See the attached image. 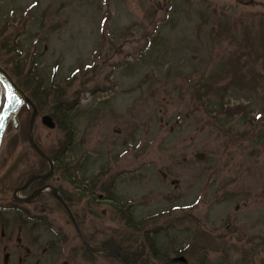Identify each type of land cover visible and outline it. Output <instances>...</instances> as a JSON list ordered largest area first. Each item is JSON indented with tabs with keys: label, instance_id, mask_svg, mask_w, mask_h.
Returning <instances> with one entry per match:
<instances>
[{
	"label": "rangeland",
	"instance_id": "obj_1",
	"mask_svg": "<svg viewBox=\"0 0 264 264\" xmlns=\"http://www.w3.org/2000/svg\"><path fill=\"white\" fill-rule=\"evenodd\" d=\"M0 63L40 106L34 136L60 153L92 246L133 264H264V0H0ZM30 114L0 153L19 182L40 160ZM23 209L49 225L20 223L15 264L29 233L59 263L128 264L88 251L48 195Z\"/></svg>",
	"mask_w": 264,
	"mask_h": 264
},
{
	"label": "flooded vegetation",
	"instance_id": "obj_2",
	"mask_svg": "<svg viewBox=\"0 0 264 264\" xmlns=\"http://www.w3.org/2000/svg\"><path fill=\"white\" fill-rule=\"evenodd\" d=\"M11 162H5L3 168L0 170V263L2 264H15V229L20 228V223H25L24 226L29 222H32V227L30 226L28 229L31 228H41L42 224H48L49 221L41 220V219H34L30 213L23 209L19 214L17 209V202L18 205L28 206L27 202L20 200V198L15 197V191L22 186L21 181H18V173H17V165L19 164L18 161H15V153L11 156ZM56 169L54 170V173ZM164 177L167 175L162 173ZM62 176L60 175L56 179V183L61 182ZM55 184V183H54ZM50 180H46L44 183L41 184H31L26 190L20 192L22 197L26 198L31 195L35 190L48 186L54 185ZM75 190L78 188L75 187ZM59 193L65 199V197H78L74 195V193L68 191L65 188H58ZM100 195H98L99 197ZM49 198L54 199L56 198L49 194ZM71 199V198H69ZM77 199H74L77 200ZM104 201L114 202V199L109 194L103 196ZM66 201V199H65ZM16 202V204H15ZM22 204H21V203ZM64 210V206H61ZM45 213L49 215L48 209H44ZM16 213V215H15ZM27 241L24 243L22 237H18V247H21L25 251L24 257H18V264H71L69 260L71 259H63L62 262H58L57 257L54 258L56 252H58V248L53 240H46L43 244L40 241V238L35 236L32 233L27 235ZM45 238H43L44 240ZM26 244V245H25ZM11 249V251H9ZM4 251V253H3Z\"/></svg>",
	"mask_w": 264,
	"mask_h": 264
},
{
	"label": "water",
	"instance_id": "obj_3",
	"mask_svg": "<svg viewBox=\"0 0 264 264\" xmlns=\"http://www.w3.org/2000/svg\"><path fill=\"white\" fill-rule=\"evenodd\" d=\"M0 82L4 86L3 92L6 95L5 109H4V112L0 118V144L2 141L3 134L5 132V129H6L7 123L10 120H15V123H17L16 117H17V114L19 113L21 107L23 106V104L29 103V104L33 105V108H34V113L32 115V121H31V126H30L29 140H30V143L32 144V146L35 147L42 155L45 156L43 151L36 144L34 137H33V134H32L33 122H34L35 116L37 114V109H36L35 105L24 94V92L17 87V85L13 82L11 77L8 75V73L3 68H1V66H0ZM45 121L47 122V118L45 119ZM41 177H43V176H40V178ZM34 178H39V177H34ZM31 180H33V179H31ZM91 249H93V248H91ZM108 249L116 251L128 264H131L129 262V260L127 259L126 255L116 247L109 246V247H105V248H101V249H93V250L94 251H101V250L103 251V250H108Z\"/></svg>",
	"mask_w": 264,
	"mask_h": 264
}]
</instances>
